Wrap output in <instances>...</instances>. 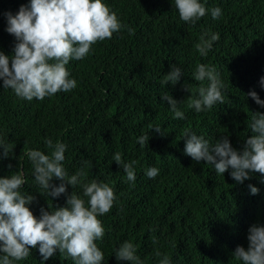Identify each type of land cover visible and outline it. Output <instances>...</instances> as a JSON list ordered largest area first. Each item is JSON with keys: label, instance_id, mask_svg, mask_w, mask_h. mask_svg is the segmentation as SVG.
Wrapping results in <instances>:
<instances>
[{"label": "trees", "instance_id": "trees-1", "mask_svg": "<svg viewBox=\"0 0 264 264\" xmlns=\"http://www.w3.org/2000/svg\"><path fill=\"white\" fill-rule=\"evenodd\" d=\"M199 2L208 11L190 24L180 19L174 0H102L127 27L98 41L84 59L69 61L66 68L77 81L75 89L28 101L0 81V140L14 146L11 157L0 160V178L23 171L27 183L21 191L35 196L29 208L37 218L41 208L65 207L72 191L87 206L81 185L52 198L34 180L27 150L50 155L45 140L65 144L63 166L69 176L83 169L87 175L81 184L106 183L117 197L113 208L97 217L105 229L103 239L96 241L103 264H133L115 257L126 241L137 247L143 264H159L164 255L171 264H242L233 257L235 249H247L250 226H264V175L252 173L238 184L229 172L217 174L212 165L184 154L185 131L210 144L227 135L239 151L253 134L252 113L264 114L248 95L254 91L264 100V0ZM29 3L0 0V52L6 56L13 54L17 41L6 31L5 14L14 16ZM216 7L221 16L214 20L211 9ZM128 28L135 33L129 35ZM204 34L206 39L219 34L206 56L196 50ZM201 64L216 68L225 103L197 112L189 101L209 84L195 79ZM173 65L182 77L175 85L165 84ZM165 93L179 102L184 119L173 118L161 99ZM157 126L160 134L152 130ZM142 135L150 137L144 147L137 143ZM116 153L123 163L136 162L135 181H128L123 166L115 163ZM151 167L159 169L152 179L146 176ZM249 185L258 194L252 195ZM14 264L75 261L58 251L45 261L37 246Z\"/></svg>", "mask_w": 264, "mask_h": 264}, {"label": "clouds", "instance_id": "clouds-1", "mask_svg": "<svg viewBox=\"0 0 264 264\" xmlns=\"http://www.w3.org/2000/svg\"><path fill=\"white\" fill-rule=\"evenodd\" d=\"M182 21L195 24L208 11L199 0H174ZM7 17L6 31L17 41L13 54L6 56L0 52V81L2 87L14 91L17 97L28 101L43 100L58 92H69L77 87V81L70 78L66 65L70 60H82L98 41L111 39L126 25L119 20L117 13L102 3V0H30L27 6H21L13 16ZM212 18L221 16L219 7L211 9ZM129 35L135 29L128 28ZM207 34L200 38L196 50L206 56L212 48V42L219 39V34ZM182 77L179 67L173 65L164 77V83L175 85ZM195 79L209 82L200 87L199 98H192L189 107L197 112L212 109L217 103L224 104L222 93L223 82L214 66L198 65ZM260 84L264 87V78ZM186 90V89H185ZM248 95L260 108H264V100L259 99L254 91ZM170 106L175 119H184V113L177 109V102L168 93L161 97ZM253 133L241 150L231 146L228 136H222L214 144H210L202 136L185 131L184 154L193 161L205 162L214 167L217 174L229 172L230 177L242 184L251 178L252 173L264 175V114L252 113L249 125ZM161 133L159 126L153 128ZM148 135H142L137 143L147 146ZM51 149L50 155L39 150H27L28 159L33 165L36 184L48 197L58 198L67 193V188L83 187L85 200L74 193L67 195L66 206L50 210L40 209L37 218L30 211L29 205L35 196L21 191L27 183L23 171H17L7 177L0 178V264H14L26 260L30 256V248H36L43 260H48L57 251L66 254L75 264H103L104 253L97 247V240H102L105 229L98 216L107 214L117 199L114 189L106 183L92 180L81 184L86 173L81 169L69 176L63 166L66 145L60 142L53 144L45 140ZM14 146L4 144L0 140V160L11 157ZM117 165L123 166L128 181H135L133 165L123 163L121 154L114 155ZM88 163V162H86ZM9 164L8 168L11 169ZM159 174V169L151 167L146 176L150 179ZM60 181L57 186L53 180ZM252 195L258 189L249 185ZM264 200V199H263ZM248 247L238 246L233 257L242 264H264V226L253 224L248 229ZM137 247L130 241L124 242L115 253L118 261L143 264L136 255ZM157 256L161 253L157 251ZM159 264H171L170 257L164 255Z\"/></svg>", "mask_w": 264, "mask_h": 264}]
</instances>
